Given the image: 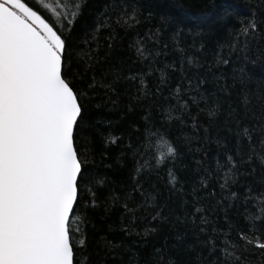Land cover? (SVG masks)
I'll use <instances>...</instances> for the list:
<instances>
[{"label": "trees", "instance_id": "1", "mask_svg": "<svg viewBox=\"0 0 264 264\" xmlns=\"http://www.w3.org/2000/svg\"><path fill=\"white\" fill-rule=\"evenodd\" d=\"M26 2L68 37L67 79L87 109L84 134L76 146L94 169V178L80 186V207L71 218L72 229L87 236L82 248L72 237L74 264H125L132 254L126 250L129 247L139 254L140 264H155L153 250L162 245L167 248L164 264L170 257L173 264H217L222 253L239 255L244 245L241 233L264 242V233L250 226L254 215L264 216V194L257 191L264 189L260 161L264 150L257 141L260 156L240 167L237 176L228 160L237 139L228 130L234 125L226 123L230 110L243 113L245 95L248 106L260 112L264 0ZM253 23L255 29L250 27ZM210 111L218 115H209ZM145 125L153 137L157 132L165 136L177 155L166 157L157 167L158 154H144L134 176L141 178L144 173L143 188L155 200L132 194L129 207L135 212V228L133 235L126 236L116 228L122 209L112 203L109 193L113 188L119 193L114 182L127 175L118 146L144 133ZM243 149L246 155L247 143ZM134 182L128 180L129 185ZM249 188L251 204L246 211L242 193ZM194 198L199 202L194 204ZM159 204L167 205L166 215L169 210L173 216L190 215L181 221L170 219L153 233L158 226L152 219L154 206ZM209 237L212 240L205 245ZM102 238L123 244L114 250L116 259L108 254ZM211 247L216 251L210 252ZM245 255L247 264H264V257L256 252Z\"/></svg>", "mask_w": 264, "mask_h": 264}, {"label": "snow or ice", "instance_id": "2", "mask_svg": "<svg viewBox=\"0 0 264 264\" xmlns=\"http://www.w3.org/2000/svg\"><path fill=\"white\" fill-rule=\"evenodd\" d=\"M45 7L56 13L51 5ZM250 27L255 29L256 25L253 23ZM244 31L248 33L249 29ZM67 39L40 14L39 8L34 10L26 0H0V264H74L72 237L79 240L78 248L85 246L86 233L72 229L71 217L74 209L80 207V186L91 182L94 169L87 166L76 146L84 134L87 109L83 107V98L74 91V84L67 79ZM261 100L260 112L256 113L248 106L245 95L243 113L232 109L226 116V123L234 125L228 130L237 139L234 153L228 155L237 176L241 174L240 167L252 164L253 157L260 156L257 141L264 150V96ZM209 115L215 117L218 112L210 111ZM244 143H247L246 155ZM118 147L127 175L114 182L120 192L113 188L109 197H114L112 203L122 209L117 230L131 236L135 228V212L129 207L132 194L155 200L143 188L144 173L141 178L134 176L140 171L144 154L155 151L159 167L166 162V157L174 158L177 149L159 132L153 137L146 125L144 133L129 137ZM260 161L264 164V157ZM145 172L150 174L149 169ZM129 179H134V184L129 185ZM249 191L250 188L242 193L246 211L251 204ZM257 191L264 194V189ZM198 202L194 198L193 203ZM166 207V204L154 206L152 219L158 226L151 230L153 233L170 219L181 221L190 215L185 212L184 217L173 216L170 210L166 215ZM111 210L110 206L106 209L109 213ZM199 211L197 207L195 212ZM250 226L253 231L264 233V216L254 215ZM240 238L244 245L239 255L235 251L227 256L222 253L217 264H247L245 253L249 251L264 257V242L244 233ZM102 240L108 254L116 259L114 250L123 244ZM211 240L209 237L204 244L208 245ZM126 250L132 254L125 264H140L135 248ZM214 251L216 248L211 247L210 252ZM166 253V245L154 249L155 264H164ZM167 264H173L171 257Z\"/></svg>", "mask_w": 264, "mask_h": 264}, {"label": "water", "instance_id": "3", "mask_svg": "<svg viewBox=\"0 0 264 264\" xmlns=\"http://www.w3.org/2000/svg\"><path fill=\"white\" fill-rule=\"evenodd\" d=\"M72 218V217H71Z\"/></svg>", "mask_w": 264, "mask_h": 264}]
</instances>
